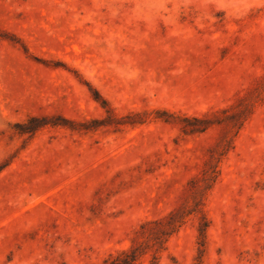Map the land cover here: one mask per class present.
<instances>
[{"label": "rangeland", "instance_id": "obj_1", "mask_svg": "<svg viewBox=\"0 0 264 264\" xmlns=\"http://www.w3.org/2000/svg\"><path fill=\"white\" fill-rule=\"evenodd\" d=\"M0 264H264V0H0Z\"/></svg>", "mask_w": 264, "mask_h": 264}]
</instances>
